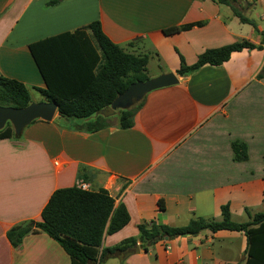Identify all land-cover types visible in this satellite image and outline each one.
I'll return each mask as SVG.
<instances>
[{"label":"crops","instance_id":"0c3cea01","mask_svg":"<svg viewBox=\"0 0 264 264\" xmlns=\"http://www.w3.org/2000/svg\"><path fill=\"white\" fill-rule=\"evenodd\" d=\"M50 1L0 0V73L24 83L32 102L48 100L40 92L46 80L29 44L95 20L126 52L148 57V78L173 72L178 82L148 92L130 128L111 118L109 126L86 132L75 128V119L56 111L49 121L35 119L25 126L20 140L0 139V264H71L45 232L24 236L19 247L6 233L16 224L40 220L56 189L80 184L107 190L130 216L122 229L104 235L102 247L129 237L136 244L108 257L105 264H244L242 232L204 230L157 239L145 250L137 226L152 221L183 226L196 216L219 219L224 204L239 222L264 212V78H257L264 44L234 51L220 65L204 64L184 76L176 73L179 55L192 64L207 48L243 40L260 44L264 0L233 2L258 31L229 5L213 0ZM186 24L192 27L163 32ZM84 45L76 47L75 55L60 48L50 54L53 76L65 87L78 84L83 77L80 64L94 58ZM153 59L157 71L150 74ZM33 93L44 99L33 101ZM233 140L247 144L246 160H234ZM128 250L132 252L118 258Z\"/></svg>","mask_w":264,"mask_h":264},{"label":"trees","instance_id":"16d2710c","mask_svg":"<svg viewBox=\"0 0 264 264\" xmlns=\"http://www.w3.org/2000/svg\"><path fill=\"white\" fill-rule=\"evenodd\" d=\"M59 1L61 0H52L49 4ZM213 1L229 5L242 22L252 24L257 30L254 21L246 18L234 6L235 0ZM190 27L192 24L171 26L164 28L163 32L169 35ZM260 33L262 35L260 44L243 40L216 48H207L192 64H187L184 57L179 55L180 65L176 73L184 76L196 71L204 64L220 65L229 60L232 52L244 48L261 49L264 44V32ZM81 38H84L82 43H80ZM80 44L89 46L90 54L94 58L89 64L86 62L80 64L83 74L81 81L76 85L65 87L61 84L60 78L53 76L55 60L50 54L57 52L60 48L64 49V52L75 55L76 47ZM52 45L53 47L50 48ZM29 48L38 69L46 80V88L40 89V92L48 101L57 104L60 116L75 119L77 121L75 128L78 130L94 132L109 126L112 116L106 117L96 112L109 106L115 97L132 82L144 81L148 78L146 72L148 57L126 52L104 33L98 20L73 32H64L33 42L29 44ZM45 53L48 56H44ZM257 78H264V64ZM143 100L144 97L129 108L117 110L119 127H132L134 115L142 106ZM31 102L30 93L24 83L0 73V106L22 108ZM2 138L20 140L21 135L14 132L10 123H6L0 130V139ZM231 148L234 160L243 161L248 158L247 144L244 141L233 140ZM158 205L160 209H163L161 201ZM220 209L219 219L196 216L183 226H172L155 221L139 224L137 228L140 246L147 250L148 242L157 237L173 239L179 236L196 235L204 230L238 231L246 237L244 264H264V212L254 214L246 222H236L232 220L228 204L222 205ZM129 220L130 216L125 205L115 204L114 198L107 190L82 189L78 185H73L58 188L51 194L41 211L40 220H28L16 224L7 231L6 236L14 247H19L24 236L42 231L65 250L71 264H105L108 257L136 244L137 239L129 237L113 247H102L104 235L119 231ZM156 241L157 239L154 242Z\"/></svg>","mask_w":264,"mask_h":264},{"label":"water","instance_id":"95a60500","mask_svg":"<svg viewBox=\"0 0 264 264\" xmlns=\"http://www.w3.org/2000/svg\"><path fill=\"white\" fill-rule=\"evenodd\" d=\"M177 82L178 78L173 72L149 77L144 81L139 80L132 82L122 93L115 97L109 106L98 110L96 114H101L106 117L111 116L118 109L131 107L135 102L141 100L148 92L157 88L174 85ZM57 108V104L53 101L31 102L22 108L0 106V130L6 123H10L14 132L20 134L23 128L35 119L51 120ZM156 239H160V237L152 239L147 245L150 246ZM135 251H138V247H135ZM131 252L132 250H128L123 256L118 255V258H124Z\"/></svg>","mask_w":264,"mask_h":264},{"label":"rangeland","instance_id":"374dc122","mask_svg":"<svg viewBox=\"0 0 264 264\" xmlns=\"http://www.w3.org/2000/svg\"><path fill=\"white\" fill-rule=\"evenodd\" d=\"M235 5L237 6V7H240V4H239V2H235ZM243 15H246L245 13H243ZM157 61L155 60V59H153L150 63H149V66H148V72L150 73V74H152V73H155L156 71H157ZM32 99H33V101H36V100H42V99H44V97L42 96V95H40V94H38V93H33L32 94ZM112 116V118L113 119H115V120H119V113H118V111H116L114 114H112L111 115ZM232 220L233 221H236V222H239V221H241V220H239V219H233L232 218Z\"/></svg>","mask_w":264,"mask_h":264},{"label":"built area","instance_id":"2783aa9c","mask_svg":"<svg viewBox=\"0 0 264 264\" xmlns=\"http://www.w3.org/2000/svg\"><path fill=\"white\" fill-rule=\"evenodd\" d=\"M79 187H81L82 189H87L86 185L84 184H80Z\"/></svg>","mask_w":264,"mask_h":264}]
</instances>
